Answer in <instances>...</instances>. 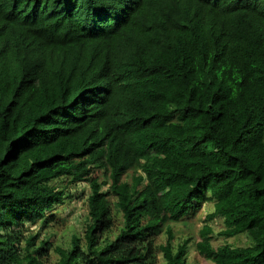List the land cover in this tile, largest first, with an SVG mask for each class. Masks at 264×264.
I'll list each match as a JSON object with an SVG mask.
<instances>
[{
  "label": "trees",
  "instance_id": "1",
  "mask_svg": "<svg viewBox=\"0 0 264 264\" xmlns=\"http://www.w3.org/2000/svg\"><path fill=\"white\" fill-rule=\"evenodd\" d=\"M208 204L196 252L264 264V0H0V264H190L170 224Z\"/></svg>",
  "mask_w": 264,
  "mask_h": 264
},
{
  "label": "rangeland",
  "instance_id": "2",
  "mask_svg": "<svg viewBox=\"0 0 264 264\" xmlns=\"http://www.w3.org/2000/svg\"><path fill=\"white\" fill-rule=\"evenodd\" d=\"M101 174V170L96 171L93 177ZM89 195L88 183H80L77 185L68 186V194L62 205L55 206L52 209L54 220L49 224L46 230H42V234L53 233L52 243L56 246L67 248L71 236L78 235L82 238L84 232L85 218L87 215V197ZM212 210V204L203 205L194 214L189 215L187 220L178 223H171L175 242L184 239H189L190 248L188 253V261L190 264H212L202 258L195 250L194 244L199 241L200 231L205 225L204 219L206 215ZM213 232V239L211 244L213 247L222 246L223 244H230L232 246H246L248 241L245 237H234L225 239L218 236V232L223 229L221 220H214L207 224ZM28 226V225H27ZM115 230L119 227L118 217L115 216ZM39 228V224L29 226L30 231L35 232ZM164 235L157 237V242L164 241ZM49 258L45 264H55L56 257L49 252ZM158 264H161L159 260Z\"/></svg>",
  "mask_w": 264,
  "mask_h": 264
}]
</instances>
